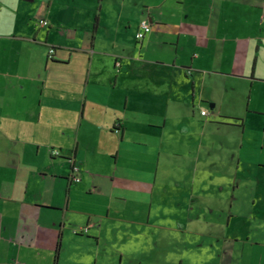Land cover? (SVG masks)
<instances>
[{"label":"crops","instance_id":"0c3cea01","mask_svg":"<svg viewBox=\"0 0 264 264\" xmlns=\"http://www.w3.org/2000/svg\"><path fill=\"white\" fill-rule=\"evenodd\" d=\"M45 1L48 26L37 0H0V264H123L108 233L184 214L217 252L200 264H264V213L238 226L236 195L244 166L264 170V0ZM189 103L209 115L187 126ZM211 186L217 208L198 211Z\"/></svg>","mask_w":264,"mask_h":264},{"label":"rangeland","instance_id":"374dc122","mask_svg":"<svg viewBox=\"0 0 264 264\" xmlns=\"http://www.w3.org/2000/svg\"><path fill=\"white\" fill-rule=\"evenodd\" d=\"M43 1L44 0H37V2H35L34 5H31L30 10L28 11L29 18L35 21H39L41 13H43V11H47L48 9L47 7L48 2L46 1L43 2ZM143 1L144 0H129V4L134 3L135 5H138L144 10H146L145 5L144 6L142 5ZM57 2L61 6L66 5L65 9H67L68 0H57ZM41 8L43 9V11L41 10ZM111 8L112 7L110 3L105 6L103 11L104 17L108 18L109 22H111L113 18H116L121 28L120 33H123V35L129 39L130 36L129 32L127 30L123 31V29L126 27L125 24L123 23L126 20L125 16L124 17L122 16L121 18V14L118 12V8L116 7V5L114 11H111L112 10ZM127 11L128 10L125 9L124 15L127 14L134 16L133 12L127 13ZM136 11L137 9L134 12L136 13ZM117 13H118V17H116ZM188 105H187L188 107H186L187 115L183 117L187 126L189 125L188 122H190L189 116L192 117L193 113L195 114L196 118L198 119H200V117L202 118L200 105L192 106L191 103H189ZM146 125L147 124H143L144 127H146ZM139 130L140 132L142 131L144 132L143 129H139ZM263 130L264 128H262V131ZM258 131L260 132L258 133L259 139H261L260 137L261 131L260 130ZM114 137L112 141L111 138L102 137L100 139V142L102 144L99 145L104 148V145L105 144L108 145L109 143L108 147H110L112 144H115V142L117 141L115 139L114 142ZM174 143L175 144L173 145L174 147L173 151L175 152L178 151V152L175 155L172 153V159L174 161L184 160L186 158V154L184 153L183 150L185 145H181V142H176V141H174ZM255 150L258 151L257 145H255ZM112 165L113 164H111V168L109 169L111 171L115 169V167ZM244 168L246 169L245 170L242 169L241 172H239L238 174L239 179L240 178L244 179L248 181V183L240 185V187H238L236 195L241 200V203L237 205L242 208V211L245 214L244 216L245 218H239L237 222H238V226L241 225L250 226V224H252L253 226L254 224L251 223V219L250 221L248 219V222H246L247 221L246 218L247 216L254 215V213L259 215V217L263 216L264 170L255 167V165L251 166L250 164H247L246 166H244ZM215 173L221 174L224 173V171H220V172L216 171ZM78 174L80 175V171L78 172ZM199 175L202 176V171H199ZM206 176L207 173L205 172V177ZM118 184L119 183L117 182V186ZM107 185L110 186L111 185L110 182ZM208 191H209L208 194L205 193V196L201 195L200 198H198L199 201L198 200L195 201L194 206H197L198 211H203L205 208H208L209 210L217 208L216 194H218V190L211 186L209 187ZM161 211L165 212L166 209L162 206ZM187 215L188 218L184 217L186 216L184 214L181 215L182 217V218L180 217L181 219H178L179 222L185 225L186 227L177 224L178 222H176V224H170L169 220L165 218V216H161V218L158 217L155 218L154 220H151V222L154 223V226L151 229L147 226V224H134L133 225L135 227L134 229V228L126 227L127 223H124L125 230L122 227H119L116 230L114 229L112 233L107 234L105 241L106 242L109 241L110 243H114L122 247L121 249L124 253L123 264H179L180 261L184 262L183 264H198V263L200 264L201 262L207 263L210 261H216L218 259L217 252L211 254L208 253V251L205 252V250L207 249H204V251H200V248L197 247V244L199 242H203V240H207V242L209 243V239L201 238L199 235L194 233L196 230V226H194L195 224L192 222L193 218H190L189 214ZM216 216H217V212H215L214 214H210L209 220H214L215 219L214 217ZM211 217H213V219H211ZM200 221L201 220H199V222ZM171 225L178 227L179 228L178 231L168 229V227H171ZM184 229H186L188 232L187 231L184 232L183 231ZM210 240L213 239L210 238Z\"/></svg>","mask_w":264,"mask_h":264},{"label":"built area","instance_id":"2783aa9c","mask_svg":"<svg viewBox=\"0 0 264 264\" xmlns=\"http://www.w3.org/2000/svg\"><path fill=\"white\" fill-rule=\"evenodd\" d=\"M40 24L42 26H47L48 25V21L45 20V19H41L40 20ZM152 31V24L150 22L149 19H143L141 20L140 22V25H139V29L138 31L136 32V38L138 40H142L148 33H150ZM50 54H52L54 52V49L53 48H50ZM202 114L203 115H208V110L204 109L202 111ZM57 153V152H56ZM80 171V167L79 165H77L73 160H72V165H71V179L73 181H76V182H79L81 180L78 172Z\"/></svg>","mask_w":264,"mask_h":264},{"label":"trees","instance_id":"16d2710c","mask_svg":"<svg viewBox=\"0 0 264 264\" xmlns=\"http://www.w3.org/2000/svg\"><path fill=\"white\" fill-rule=\"evenodd\" d=\"M40 20H41V19H40ZM40 20H39V23H40ZM45 20H46V19H45ZM47 21H48V20H47ZM40 25H41V24H40ZM48 25H49V21H48ZM48 25H47V26H48ZM203 110H204V109L201 110V115H202V116H207V115H203V114H202V111H203ZM206 110H208V109H206ZM208 115H209V111H208ZM116 129H117V128H116Z\"/></svg>","mask_w":264,"mask_h":264},{"label":"flooded vegetation","instance_id":"af4514ba","mask_svg":"<svg viewBox=\"0 0 264 264\" xmlns=\"http://www.w3.org/2000/svg\"><path fill=\"white\" fill-rule=\"evenodd\" d=\"M71 175V174H70Z\"/></svg>","mask_w":264,"mask_h":264}]
</instances>
